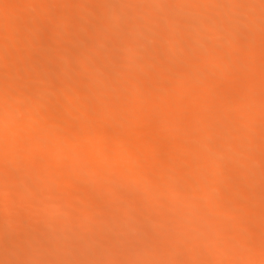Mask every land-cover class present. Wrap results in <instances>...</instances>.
<instances>
[{
  "label": "bare ground",
  "instance_id": "bare-ground-1",
  "mask_svg": "<svg viewBox=\"0 0 264 264\" xmlns=\"http://www.w3.org/2000/svg\"><path fill=\"white\" fill-rule=\"evenodd\" d=\"M262 30L264 0H0V264H264Z\"/></svg>",
  "mask_w": 264,
  "mask_h": 264
},
{
  "label": "rangeland",
  "instance_id": "rangeland-1",
  "mask_svg": "<svg viewBox=\"0 0 264 264\" xmlns=\"http://www.w3.org/2000/svg\"><path fill=\"white\" fill-rule=\"evenodd\" d=\"M193 1H196V0H193ZM197 1H198V0H197ZM92 5H94L95 8H96V6H97V5L95 6V4H92ZM90 7L93 8V9H91V10H94V9H95V8H94L93 6H91V5H90ZM90 7H89V8H90ZM136 9H137V8H136ZM136 9H133V10L130 11L129 13H128V12H127V13H124V14L122 15V17H121L122 20H123V21H126V20L130 19L129 14H133V13H135L134 11L137 12L138 9H137V10H136ZM89 10H90V9H89ZM197 14H200V13H197ZM54 16H55V15H54ZM55 17H57V16H55ZM55 17H53V18H55ZM247 25H248V24H247ZM179 27H180V28H181V27H186V29H187V28H190L189 25H186V24H183V23H178V25H177L176 28H179ZM247 27H249V28L251 29L250 25L247 26ZM242 28L246 29L245 26H243ZM249 28H247V29L249 30ZM255 28H256V27H255ZM259 28L261 29V27H259ZM259 28H258V29H259ZM260 31H261V30H260ZM263 31H264V30H262V32H263ZM49 32H50V31H49ZM49 32L47 31V32L44 34V35H47V37L49 36L48 39H47L46 36H43V37L46 39V41H45V39L43 38L44 40H42V42L45 41V43H46L47 40H48V42H49V40H50L51 43H54V42H53L54 39H55V40H56V39H59L58 37H52V38L50 39V35H48ZM47 33H48V34H47ZM67 39H68V38H67ZM67 39H66V40H67ZM55 40H54V41H55ZM59 40H61V39H59ZM66 40H64V41H66ZM55 42H58V41L56 40ZM129 42H132V40H131V39H126V43H129ZM239 42H240L239 44L237 43V46H238V47H237V46H236V47H237L238 49L241 48L240 50H242V51L245 50V49H247L248 46L250 47V45L248 44V42H245V41H243V42H242V41H239ZM49 43H50V42H49ZM61 48H62V47L58 48V51H59V52H61L62 50H64V47H63L62 49H61ZM59 49H60V50H59ZM248 49H249V48H248ZM245 51H246V50H245ZM55 52H57V50H56ZM59 52H57V53H59ZM195 53L198 54V52H195ZM263 54H264V53H263ZM262 57H264V56L262 55ZM173 62H174V61H173ZM178 62H179V61H178ZM181 63H185V64H186L187 62L181 60L178 64H180V66H182ZM185 64H184V65H185ZM117 67L119 68V66H117ZM120 68H121V67H120ZM248 68H249V66H248ZM250 68H251V65H250ZM35 80H36V79H35ZM35 80H34V79H30V80H28L25 84H27V83L29 84V82H30L29 85L32 84L31 86H35V84L38 85L39 82H40L39 79H37V81H35ZM103 80H104V79H103ZM103 80H102V81H103ZM33 83H35V84H33ZM146 95H147V94H146ZM148 95H149L148 97L150 98V94H149V93H148ZM238 95H239V94H238ZM238 95H237V96H238ZM253 95H254V97L251 98V100H252V101L255 100V101H253V104H255L254 102L257 103V100H256V99H258V98H257V97H258V94H257V93H256V94L254 93V94H252V96H253ZM255 95H256L257 97H256ZM151 96L153 97V94H152ZM252 96H251V97H252ZM254 98H255V99H254ZM216 101H217V100H216ZM212 102H214V101H212ZM212 102H211V104H213ZM218 102H219V101H217V103H218ZM250 102H251V101H250ZM250 102H248V103H250ZM209 103H210V102H209ZM219 103H220V102H219ZM215 104H216V102H214V105H215ZM245 104H246V105H250L251 103H250V104L245 103ZM245 104H244V105H245ZM244 105H243V106H244ZM245 107H246V106H245ZM91 108H92V107H91ZM241 108H242V106H241ZM16 116H17V117H16L17 120H20L21 118H23V115H22V114H19V115H16ZM18 116H22V117H21V118H18ZM16 118H15V119H16ZM262 119H264V118H262ZM259 120H260V121H259ZM255 121H257V123H259V124H261V125H264V120L262 121V120H261V117H260V118H256ZM258 121H259V122H258ZM254 123L257 124L256 122H254ZM259 124H257V125H259ZM257 125H256V126H257ZM261 125H259V126H261ZM258 128H259V127H258ZM262 128L264 129V127H262ZM260 129H261V128H260ZM210 139H214V138H210ZM212 141H213V140H212ZM110 146H112V144H110ZM158 148H159V147H158ZM39 149H41V148H39ZM155 150L157 151L158 149L156 148ZM158 151H159V150H158ZM160 151H162V150H160ZM160 151H159V152H160ZM196 156H197V155H196ZM192 157H195V156H192ZM199 157H200V156H199ZM195 158H196V160L198 161V159L200 160L201 157H200V158L195 157ZM146 160H147V159H146ZM193 160H194V159H193ZM118 162H119V161H117V163H118ZM231 172H232V173H231ZM229 173H230V175H229V174H228V175H229V178L231 179V180H230V179L227 177V178H228L227 181L230 180V181H228L229 184L232 185V184H234L236 181H238V179H240V178H239V177L241 176L240 174L237 175L236 172L231 171V170H230ZM255 176H256V175H255ZM249 177L251 178V177H253V175H252V176H249ZM256 177H257V176H256ZM256 177H255V178H256ZM253 178H254V177H253ZM232 181H235V182H232ZM231 182H232V183H231ZM185 183H187V182L182 183V186L186 185ZM183 184H184V185H183ZM180 187H181V186H180ZM186 187L188 188L189 185L187 184ZM186 187L184 186L185 189H186ZM230 188H231V187H230ZM230 188H229V189H230ZM255 188H256V189H255ZM255 188H254V189H250V191L252 190V191L254 192V190H257V186H256ZM258 188H259V187H258ZM182 189H183V188L181 187V194H180L181 197H183V195L185 194V191H186L185 189H184V190H182ZM229 189H228V190H229ZM182 191H183V193H182ZM230 191H231V190H230ZM252 191H251V192H252ZM232 192H233V191H231V193H232ZM100 193H101V192H100ZM96 194H97V193H96ZM182 194H183V195H182ZM222 195H223V194H222ZM34 197H35V196H34ZM36 197L39 198V199H41V200H39V199H37V198H36V199L34 198L36 201H37V200H39V201H45V200H43V199L46 197V195H45V197L42 196L43 198H42V197L40 198L39 196H36ZM31 199H32V200H31ZM34 199H33V196H32V197L30 198V200H31L32 202L29 200V204L33 203V202L35 201ZM47 199H48V198H47ZM51 199H52V197H51ZM33 200H34V201H33ZM39 201H37V202H39ZM39 203H40V202H39ZM164 204H165V203H164ZM164 204H161V203H157V204H155V209L157 208L156 210H160V211H162V209H164V208H163V207H164V206H163ZM31 205H32V204H31ZM31 205H28V204H27V207H28V206L30 207ZM165 205H166V204H165ZM29 207H28V208H29ZM28 208H25V210H27ZM30 208H31V207H30ZM153 208H154V207H153ZM160 208H161V209H160ZM25 210H23V213H26ZM17 214H18V213H17ZM261 217H262V216H260V218H261ZM262 218H263V217H262ZM258 219H259V218H258ZM99 223L103 224V221H100ZM178 223H179V221H178ZM180 223H181V222H180ZM78 225H79V224H77L76 226H78ZM78 227H79V226H78ZM7 260H8V259H6V261H7ZM9 261H10V260H9ZM9 261H8V262H5V263H8V264H10V263H11V264H14V261H12V262H9Z\"/></svg>",
  "mask_w": 264,
  "mask_h": 264
}]
</instances>
